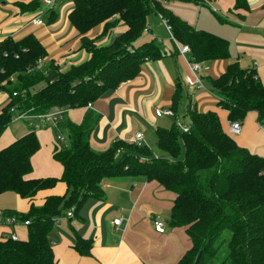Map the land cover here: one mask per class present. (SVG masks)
<instances>
[{
    "label": "trees",
    "instance_id": "obj_1",
    "mask_svg": "<svg viewBox=\"0 0 264 264\" xmlns=\"http://www.w3.org/2000/svg\"><path fill=\"white\" fill-rule=\"evenodd\" d=\"M168 1L72 0L68 20L79 36L80 47L90 56L65 72L51 61L38 64L47 52L33 34L0 41V91L8 99L0 109V135L18 115L35 116L54 106L65 109L51 126L55 130L52 157L62 166L61 175L30 177L31 157L40 147L36 128L30 125L27 132L0 148V194L13 192L32 200L38 191L52 188L58 181L66 185L65 193L49 195L41 205L30 201L26 212L1 210L16 222L28 220V224L25 239H0V264H57L49 237L57 220L69 209L72 217L81 218L80 210L88 198L102 200L104 183L122 178L156 181L175 195L169 225L183 227L191 243L175 264H264V156L252 153L227 134L215 110L198 111L188 105L186 130L175 120L167 127L156 126L154 144L161 153L146 144L120 139L103 151L90 147V135L100 115L88 103L92 105L104 93L134 78L144 61L166 54L160 40L143 39L149 16H158L169 27L176 51V44L188 45V57L200 64L228 57L226 39L192 26L166 7ZM37 4L39 0H32L20 6ZM233 6L247 8V3L234 0ZM49 17L54 18L53 11ZM120 21L126 28L109 45L97 46L86 35L102 25L100 36H104ZM182 88L177 83L168 108L174 119ZM210 89L216 108L226 112L228 121L242 123L249 112L264 121V85L253 69L231 62L222 74L210 78ZM72 108L84 109L78 123L65 117ZM62 130L67 134L66 145L57 139ZM74 237L75 250L89 254L90 240L78 233Z\"/></svg>",
    "mask_w": 264,
    "mask_h": 264
},
{
    "label": "crops",
    "instance_id": "obj_2",
    "mask_svg": "<svg viewBox=\"0 0 264 264\" xmlns=\"http://www.w3.org/2000/svg\"><path fill=\"white\" fill-rule=\"evenodd\" d=\"M31 1L0 0V41L6 37L20 39L33 34L47 52L41 64L51 61L62 72L85 62L90 54L80 47L79 36L68 20L72 0H54L52 7L45 5L43 0H39V4L34 7L20 6ZM246 3L247 8H234V0H202L199 4L187 2L177 12L171 10L192 26L217 34L228 42L227 58L201 63L198 75L202 82L206 77H218L229 63L237 62L242 68L253 69L264 85V0H246ZM49 8L53 11L52 20ZM34 17L40 18L42 24H32L30 19ZM98 27L96 35L93 34L94 29L86 34L94 39L97 46L109 45L126 28L120 21L107 34L100 36L102 25ZM148 27L145 35H152L149 24ZM152 38L161 41L166 54L159 59L144 61L134 78L104 93L91 105L100 115L89 139L93 150L103 151L115 139L129 142L135 133H141L143 144H154L155 134L152 138L151 133L153 127L167 124L160 121L164 115L156 116L155 111L169 108L177 83L189 91L206 89L205 86L194 88L185 84L190 70L183 57L174 49L170 38L162 39L152 35L143 39ZM205 68L208 74L204 72ZM7 100V95L0 91V109ZM209 109L217 108L214 105L202 111ZM186 110L182 117L188 118L185 116ZM83 113V108H72L66 111L65 117L78 123ZM168 117L174 119L173 115ZM226 121L228 126L229 121ZM241 124V132L233 136L229 134L228 127L225 128L221 123L223 130L239 145L264 156V121L259 122L256 113L249 112ZM27 126L26 132L30 125ZM18 133L8 126L0 135V148L19 137ZM35 133L40 147L31 157L30 177H59L62 166L52 157L54 128L37 127ZM40 135L44 137L40 138ZM152 150L158 153L155 146ZM39 154H42L41 157ZM65 191V183L58 181L52 188L38 191L32 200L20 198L16 194L17 204L11 209L26 212L30 201L41 205L47 196L61 195ZM104 192L102 200L88 198L84 202L80 210L81 218L71 217L70 221V217L61 218L54 224L49 237L57 264H175L190 247L185 229L169 225L175 195L158 182L122 178L105 182ZM117 218L120 219L119 225L113 224ZM155 220L163 222V232L154 229ZM11 231L19 239L27 237L26 227L22 224H0V235ZM74 233L90 240L89 254L81 255L75 250Z\"/></svg>",
    "mask_w": 264,
    "mask_h": 264
},
{
    "label": "built area",
    "instance_id": "obj_3",
    "mask_svg": "<svg viewBox=\"0 0 264 264\" xmlns=\"http://www.w3.org/2000/svg\"><path fill=\"white\" fill-rule=\"evenodd\" d=\"M43 3L49 7H52L54 4V0H43ZM30 22L35 25L42 24V20L38 17H34L30 19ZM162 24L167 31L169 38L172 40V36L169 31V27L162 21ZM178 53L183 57V59L186 61L189 70H190V76L186 77L185 84L188 86H192L194 88H204L202 79L198 75V71L200 70L201 64L191 58L188 57V53L190 52L188 45H178L176 44ZM41 63V60H38V64ZM15 95V93H13ZM88 106L91 107V104L88 103ZM12 111H14L13 107L11 108ZM65 112V109L59 106L52 107L48 112L35 115V116H28L26 113H23L21 115H18L16 118H22L26 121H28L29 125L37 128V127H51L55 126L56 123L62 118V114ZM156 116L161 115H172V112L170 109H164V110H156L155 111ZM14 118V119H16ZM184 130L187 129L186 126L182 127ZM242 124L238 120L229 121L228 124V132L229 134L238 135L241 132ZM264 130V127L262 128ZM57 139L60 143H66V138L62 137L60 134L57 135ZM130 142H133L137 145H141L142 142V135L141 133H135L132 139L129 140ZM66 145V144H65ZM117 152H120V149L117 150ZM73 213L72 210L69 209L66 211L65 215L60 217L61 218H67L72 217ZM120 219H114L113 224L119 225ZM0 224L8 225V226H14L16 224H22L26 227L28 224V220H25L21 223L16 222L15 217L13 216H5L0 210ZM153 227L157 232H163L164 230V224L161 221H154ZM11 238L13 240H18V235L11 231L7 233H3L0 235V239H6Z\"/></svg>",
    "mask_w": 264,
    "mask_h": 264
},
{
    "label": "rangeland",
    "instance_id": "obj_4",
    "mask_svg": "<svg viewBox=\"0 0 264 264\" xmlns=\"http://www.w3.org/2000/svg\"><path fill=\"white\" fill-rule=\"evenodd\" d=\"M187 2H183L181 0H169L167 2V8H169L170 10H173L175 12H177L178 8L181 7L183 8L185 6ZM187 5V4H186ZM179 14V13H177ZM161 20L158 18V16L156 15H151L148 18V24L151 26L152 28V35H157L158 38H167L169 39V35L166 32V30L164 29L163 25L160 24ZM99 26V25H98ZM96 26L93 29V34L96 35L97 31L99 30V27ZM152 35H144V38H150L152 37ZM207 68L204 69V72L206 74L209 73V71H206ZM203 71V70H202ZM211 76V75H210ZM215 76H211L209 78H214ZM208 77L204 78V86L206 87V89H195L193 91H189L186 90V88H182L181 90V95L179 98V103L177 106V117L176 119H172L171 117H168V115H164L160 121H164L165 123L167 122L166 125H164L165 127L169 126L173 120L176 121V123H178V125L182 128L184 126H187L188 124V118L187 117H182L185 110L187 109L188 105L196 106V109L198 111H202L204 110V108H209L211 106H214V96L212 95V90L210 89V79ZM187 87V86H186ZM216 107V106H215ZM211 110H215L220 122L222 123V125L227 128V115L226 112H224V110L217 108V109H211ZM28 123L22 119V118H16L14 119L9 127H11L14 131L20 132L18 133L20 136L21 134H23L24 132H26V129L28 128ZM163 126V125H162ZM154 130L155 127H153V131L152 133V138H154ZM233 135V134H232ZM61 136L62 137H66L67 134L65 132V130L61 131ZM235 136V135H233ZM44 135H40V138H43ZM155 144L149 143L148 147L150 149L154 148ZM158 153H161L158 151ZM41 157L42 154H39ZM17 196L15 193L13 192H4L0 194V210H3L5 208H15L16 204H17ZM223 255H221L222 257Z\"/></svg>",
    "mask_w": 264,
    "mask_h": 264
}]
</instances>
